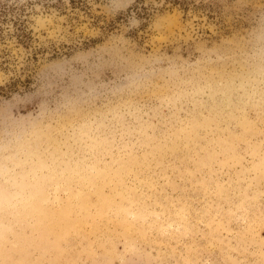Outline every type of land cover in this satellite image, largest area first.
Segmentation results:
<instances>
[{"label":"rangeland","instance_id":"374dc122","mask_svg":"<svg viewBox=\"0 0 264 264\" xmlns=\"http://www.w3.org/2000/svg\"><path fill=\"white\" fill-rule=\"evenodd\" d=\"M0 264H264V0H0Z\"/></svg>","mask_w":264,"mask_h":264},{"label":"bare ground","instance_id":"6f19581e","mask_svg":"<svg viewBox=\"0 0 264 264\" xmlns=\"http://www.w3.org/2000/svg\"><path fill=\"white\" fill-rule=\"evenodd\" d=\"M41 203H42V205H43L44 202H41ZM36 209H37V208H36ZM43 209H46V208L43 207ZM47 209H48V208H47Z\"/></svg>","mask_w":264,"mask_h":264}]
</instances>
